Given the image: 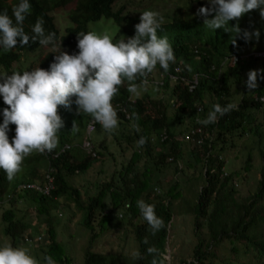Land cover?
Instances as JSON below:
<instances>
[{
  "label": "trees",
  "instance_id": "trees-1",
  "mask_svg": "<svg viewBox=\"0 0 264 264\" xmlns=\"http://www.w3.org/2000/svg\"><path fill=\"white\" fill-rule=\"evenodd\" d=\"M72 1L29 0L31 9L23 24L25 32L31 36L33 34L32 27L36 20L42 17L45 21L44 28L46 32L56 33L55 44L60 40L63 46L71 49L72 55L79 52L77 33L89 32V25L103 17L112 19L119 25L120 32L117 34V38L120 39L123 36L127 39L126 33L130 37L135 35L134 26L136 24L134 25V23H137L138 18L135 20V18L126 16L123 7L118 10L115 9V6L121 0H77L75 8L69 13L71 25L66 29L65 34H62L55 22L53 11L58 7L67 6ZM19 2L20 0H0V12L7 10L9 17L13 19L14 23L15 19L12 15V9ZM255 11L249 16L245 17L243 15L242 21L239 20L243 16L238 20L229 21V25H226L224 29H209L204 26L203 17L188 14L186 21L177 20L173 24L167 25L165 27L166 30L162 28L158 30V36H167L169 43L174 49L175 57L181 62L175 61V63L170 64L169 71L173 70V64H182V74L186 75L189 81L194 80L195 75H198V84L191 91L187 83L166 81L164 83L166 90L161 92L169 90L167 94L170 93L171 100H176L173 106L164 103L161 98L157 100L152 99V90L145 95L146 103L143 100H138L137 104L129 106L131 114L135 112L139 116L138 120L134 117L133 119L137 122L140 129L139 132L136 129L132 130L134 139L129 141V143L132 144L138 141L141 136L146 137L147 142L143 147H139L141 152L137 150L133 152L130 160L132 164L129 163L121 170L116 186L112 182H107L102 186L97 196L91 197L88 203L82 202L79 189H74L70 186L66 178L79 173H86L98 159L88 154L84 157L80 155L76 156L69 151L56 158L46 159L48 164L50 163L54 168V178L50 175L53 178V189L49 194L43 192L44 186L41 183L37 182L42 190L30 187L37 179L36 170H30L29 175L31 179L20 176L17 173L12 181H8L6 173L0 169V210H3V220L6 222L4 230L6 231V235L11 237L12 245L14 247H21L22 244H26L31 250L29 253L35 257L40 255L39 258L42 259L43 255L47 254L52 256L56 264L69 263L70 260L67 257L68 249L65 252L57 241L56 232L50 220V213L59 206L58 199H72L77 209L82 210L85 214V226L88 228L94 226V219L99 214V224L100 227L103 226L104 230L106 227V202L110 199L114 209L125 210L124 207H126L130 212L129 224L137 222L135 225V239L139 245L138 252L141 258H136V262L134 261L135 263L133 264H151L153 256L147 254V247L149 246H155L166 254L167 229L171 221L169 204H166L165 199L160 196L156 194L151 196L147 192L149 177H146L144 180L138 179V176L134 173V166L142 155L153 157V163L157 170L160 169L159 165L166 163L168 155H173V157L177 158L176 160H180L178 159L179 143L175 139L174 127L179 123L184 124L186 120L192 122V127H196L195 118L200 117L201 120L205 119L214 104L225 106L228 103H233L231 89L234 80H237L236 75L240 72L241 65L226 66L223 72L219 74L221 59L224 53L228 51L234 50L240 52L242 46L246 43L243 38L236 36L235 30L232 28L237 24L242 31L253 32L254 30H259V40L262 39L264 35V19L261 18L260 14H257L258 9ZM211 18L213 17L210 16L209 19ZM234 38L236 39L235 46L231 43ZM253 39L247 43L248 47L255 43ZM39 46L38 41L33 42L30 39L28 45L21 47L18 39L15 48L8 51L0 48V68L5 69L6 74L9 75L16 72L15 69H12V64L20 61L21 56L37 49ZM56 55L59 54H47L41 61L40 68L48 70L50 64L54 62ZM186 66H190L192 70L188 71ZM160 70L163 71L162 68ZM259 70H264V59L261 60ZM19 71L22 70L19 69ZM28 71H31V68ZM194 73L196 74L193 76L192 74ZM261 75H264V72L258 74V77ZM138 80L140 82V78ZM127 85L128 81L125 80L119 86L118 94L122 102L129 97L125 91ZM154 91L156 93V90ZM253 92L256 94L254 99H249L244 95L240 105H238V109L220 117L218 122L208 125L198 124L203 128L204 135L207 134V129L210 131V135H213V140L211 141V147L209 146V139L205 138L202 144V147L206 151L205 160L207 161L205 162L206 168L203 172L205 184L199 193L195 209L197 245L193 251L194 259L189 264H215L214 261L209 259V257H215L212 249L227 240L230 242L235 240L240 244H244V253L251 255V259L255 260V262L257 261L258 264H264V214L261 216L262 224L259 225L257 223V211L264 197V150H260L262 163L259 173L258 190L249 201L246 198V203L238 205L235 203L236 191L229 185L234 175L229 173L230 175L228 174L227 178L221 179V169L224 162L217 159L219 155L216 147H214L215 143L220 142L219 148L222 151L227 136L235 130L240 129V127L244 128L245 124L251 119L247 108L253 107L256 110L262 108L264 103L260 102L259 98L264 95V79L260 78V86ZM161 97H163V94ZM72 103L70 108L58 109L59 115L66 114V118H62L64 127L58 133L59 144L65 142L74 144V141L82 140L83 136H80V133L72 134L73 121L81 122V119H83V123L81 122L79 126L82 125L86 129L88 120L90 119L89 114L83 112L78 114L75 100ZM197 105H203L205 109L202 114L203 116H197ZM171 107L176 108V110L173 116H168L167 112L171 110ZM15 127L13 124V137L15 136ZM100 128L102 126L97 123L96 130ZM162 130L167 131L169 138L162 142L156 139L153 141L152 139ZM187 130L189 131V129ZM250 130L261 136L257 125L253 126ZM120 132H123V130ZM115 135V139L117 140L121 136L118 133H115ZM9 140L11 142L10 138ZM156 146H158L157 150ZM210 151V156H206ZM98 155H100V152H98ZM249 162L250 156L247 160V165H249ZM176 168L179 172H182L184 167L180 168L178 161L176 162ZM146 173H148V170H146ZM175 190L174 196L176 197L178 188ZM171 192H173V189L167 190V194H173ZM141 199L147 204L155 205L156 215L164 221L165 228H162L155 235H152L147 221L143 218L137 207L136 202ZM127 202L128 204H126ZM23 208H26L28 211L34 208L39 216V222L45 218L46 228H42V225L37 222L33 224L34 228L30 231V223L18 218V213ZM260 208L264 209V204ZM204 225L208 229L207 239H203L199 233ZM119 227H122V224ZM22 234L23 238L21 237ZM98 235L99 233L94 232L91 239H95ZM145 237L149 240L148 245H145L143 242ZM41 252L42 255L40 254ZM114 259L115 255L94 253L88 249L84 264H114ZM117 261H119L118 256L115 259L116 263ZM180 264L188 263L183 261Z\"/></svg>",
  "mask_w": 264,
  "mask_h": 264
},
{
  "label": "clouds",
  "instance_id": "clouds-1",
  "mask_svg": "<svg viewBox=\"0 0 264 264\" xmlns=\"http://www.w3.org/2000/svg\"><path fill=\"white\" fill-rule=\"evenodd\" d=\"M209 4L211 7H201L196 13L198 17L204 18V26L209 29H224L226 25H229V21L238 20L245 13L256 9L260 10L261 18L264 19V0H209ZM30 9L29 0H20L19 4L12 9L15 23L9 17L7 10L0 12V48L4 51L15 48L18 39L21 47L28 45L30 39L33 42L38 41L40 45L55 46L56 33L46 32L45 21L42 17L36 20L31 36L25 32L23 24L27 15L30 14ZM210 16L213 18L209 19ZM186 19L187 17L174 18L169 24H173L177 20L186 21ZM167 25L163 23V17L158 12L146 10L137 20L134 26L135 35L132 37L125 39L121 36L118 41L113 42V37L107 33L79 32L77 33L78 54L72 55L71 51L69 55L62 51L55 56L54 62L50 64L48 70H44L38 65L31 71L26 69L13 72L10 75H0V169L6 173L8 181H12L20 172L25 157L33 152H39L40 157L44 158L46 166L41 184L45 186L48 177L53 184L54 168L50 163L48 164L46 159L56 158L69 151L74 145H80L88 155L98 159L96 146L89 138L96 130V128L92 131L89 130L92 121L96 122V126L99 123L108 133H112L115 129L119 131L122 128H128L131 123L132 127L124 135L126 140L131 141L134 139L132 130L136 129L139 132L140 129L133 119L134 117L138 120L139 116L135 112L131 114L129 106L137 104L138 100L147 102L145 96L141 99L135 97L140 95L142 88L161 92L166 90L164 86L166 81H179L188 84L193 82L196 76L198 79V75L194 73L192 74L195 75L194 80L189 81L187 76L182 74V64H173V70L169 71L170 64L179 60L175 57L174 49L167 36L161 37L157 34L161 28L166 30ZM232 28L235 30L236 36L243 38L246 43L240 52L231 50L224 53L219 74L226 66L240 64V72L236 75V79L239 80L243 70L248 71L252 67L251 65L264 59V47H262L264 35L259 40V30L242 31L238 24ZM252 39L255 43L248 47L247 43ZM231 43L235 46L236 39L234 38ZM245 52L248 54H243ZM186 67L188 71L192 70L190 66ZM155 68H158L159 71L153 72ZM248 72L246 87L251 91L260 86V78L264 79V75L258 77V74L264 70ZM138 78H140V82ZM125 80L128 81L125 91L129 95L126 99L129 105L126 100L122 102L118 94L119 86ZM263 97L264 95L261 98ZM73 100L77 105L78 114L83 112L90 115L86 126L88 137H85L81 143L59 144L58 133L64 127L62 118H66V114L59 115L58 109L70 108ZM175 102L176 100L170 99V106H173ZM200 108L203 111L198 114ZM237 109L238 105L233 103H228L225 106L214 104L205 119L201 120L199 117V123L203 125L216 123L220 117ZM204 111L203 105L196 106L197 116H203ZM127 115L130 118H127ZM199 123L196 122V127L199 126ZM13 124L16 126L14 137L12 135ZM78 131L79 125L77 121H73L72 132ZM162 132L167 135V138L163 140L166 141L169 138L168 133L165 130L160 133ZM159 134L152 140L160 141ZM203 136L201 144L191 142L203 149L202 144L205 138L210 140V134ZM211 136L213 137L212 134ZM86 141L91 143V151L85 146ZM146 142L147 138L141 136L137 142L136 150L141 152L139 147H143ZM209 146L211 147V142ZM210 154L211 151L206 156L209 157ZM170 157L167 160L174 163L175 157H171V160ZM219 161L224 162V158L222 157V160ZM174 164L176 165V163ZM179 167L183 168L180 161ZM38 177L39 174H37V179ZM30 187L41 189L37 182ZM136 203L141 215L147 221L152 235L165 228L163 219L156 215L155 205L147 204L142 199ZM143 242L148 245V238L145 237ZM147 254L153 256L151 264H166L169 259L155 246L147 247ZM134 256L137 259L141 258L139 252L134 253ZM42 259L43 264H56L51 255L45 254ZM0 264H40V261L30 255L27 248L5 244L0 247Z\"/></svg>",
  "mask_w": 264,
  "mask_h": 264
},
{
  "label": "rangeland",
  "instance_id": "rangeland-1",
  "mask_svg": "<svg viewBox=\"0 0 264 264\" xmlns=\"http://www.w3.org/2000/svg\"><path fill=\"white\" fill-rule=\"evenodd\" d=\"M76 1L73 0L67 6L58 7L53 11L55 22L62 34H65L66 29L71 25L69 13L75 8ZM121 7L124 8L126 16L135 18V20L136 18L140 19L141 13L146 10L156 11L163 17V23L167 25L174 18H184L188 14L197 16L196 13L199 8L211 7V5L209 4V0H121L117 3L115 9L118 10ZM259 11L258 9L257 14H260ZM252 12L256 11L252 10L245 13L244 16H249ZM244 16L239 21H242ZM89 29L97 34H109L113 37V42L119 40L117 34L120 32V27L112 19L103 17L91 23ZM126 36L127 38L130 37L128 33H126ZM262 47H264V43ZM62 51L67 52L69 55L71 53V49L63 46L60 40L55 46L51 44L48 46L40 45L37 49L21 56L20 61L14 62L11 67L16 72L19 69L26 70L31 68V70H34L40 65L47 54H60ZM243 54L248 53L245 52ZM251 66L248 71L259 70L261 61ZM158 71L159 69L155 68L153 72ZM248 71L243 70L239 80H234L231 91L233 94L232 101L236 105H240L244 95L249 99H254L256 95L253 92L256 88L249 91L246 87ZM2 74H6V72L5 69L0 68V75ZM150 91L151 89L146 88L144 90L142 88L140 95L135 97L141 99L145 96L146 92ZM168 91L163 93L156 91L155 93L152 89V99L157 100L161 98L164 103L170 105L169 101L171 97L170 93L167 94ZM162 94L163 97H161ZM263 108L264 105L258 110L253 107L247 108L251 119L245 124L244 128L240 127V129L235 130L227 136L222 151L219 148L221 145L220 142L214 144L218 155L224 158V169L226 173H232L234 175L229 185L236 191L235 203L238 205L246 203V198L249 201L258 190L259 173L262 163L260 150H264ZM170 109L167 114L168 116H173L176 108L171 107ZM81 122L83 123V119H81ZM81 122H77V124L79 125ZM192 125V122L186 120L184 124L179 123L174 127L175 138L179 143L178 159H180L176 160L177 158H175L174 163L178 161L182 163L184 167L182 172H179L176 165L167 159L166 163L159 165L160 169L157 170L153 163V157H147L145 155H142L134 166V173L138 176V179L144 180L146 177H149L147 192L151 196L155 194L160 196L165 199L166 204H169L171 221L167 229L166 255L169 259L166 261V264H180L183 261L189 264L194 259L193 251L197 245L195 209L198 203L199 193L205 184L203 172L206 168L205 162L207 161L205 160V148L200 149V146L194 145L193 142L186 139L187 129L190 131ZM255 125H257L261 136H258L257 133L255 134L250 130ZM131 127L132 124L130 123L128 128H122L119 131L115 129L112 133H108L103 128H100L90 135L89 138H91L96 146V150L100 152L98 161L93 163L86 173H79L66 178L70 186L74 189H79L82 202L88 203L91 197L97 196L102 186L107 182H112L115 186L117 185L121 170L130 163L133 151L137 149L138 141L130 144L124 137L126 131L128 132V129ZM121 130L123 132H120ZM75 133H80L83 139L88 137L87 130L82 125L79 126V131ZM75 133L72 134L75 135ZM115 133L121 135L118 140L115 139ZM206 133L209 135L210 131L207 129ZM82 140L74 141V143H81ZM69 152L82 157L87 154V151L80 145H74ZM168 156L173 157V155ZM249 156L250 162L247 165ZM45 168L44 158L40 157L39 152H33L24 158L19 174L20 176L31 179L29 175L30 170H36V174H39V177L35 182L42 183ZM146 170H148V173H146ZM176 188L178 190L175 197L174 191L176 192ZM169 189H173V192H171L173 194H167V190ZM58 201L59 206L50 213V220L55 229L57 241L65 252L68 249L67 257L70 261L69 263L64 262L62 264H84L88 249L94 253L109 254L110 256L115 255V259L118 256L119 261L116 263L114 259V264H133L136 262L134 253L138 252L139 249L138 242L135 239V225L137 222L129 224L130 212L126 207H124L125 210H116L111 200H107L105 208L106 227L104 230L103 226L100 227L99 224V214L94 219V226L88 228L85 226V214L82 210L77 209L72 199L59 198ZM262 204H264V197L260 203V207ZM260 207L257 211V223L259 225L262 224L261 216L264 214V209ZM2 211L0 210V247L5 244L12 245L11 237L6 235V231L4 230L6 222L3 220ZM18 218L30 223V231L34 228L33 224L37 222L42 225V228H46L45 218L39 222V216L34 208L31 211H28L26 208L21 209L18 213ZM120 224H122V227H119ZM94 232L99 233V235L92 240L91 236ZM199 233L203 239L208 238L206 225L201 228ZM23 234L21 235L22 238ZM243 245L235 240L231 242L229 240L224 241L212 249L215 257H209V259L214 261L215 264H253L255 260L251 259V255L244 253ZM21 247L27 248L31 252L26 244H22ZM40 254L42 255V252ZM32 256L40 261V264H43V259L39 258L40 255L37 257ZM255 264H258V262L256 261Z\"/></svg>",
  "mask_w": 264,
  "mask_h": 264
},
{
  "label": "built area",
  "instance_id": "built-area-1",
  "mask_svg": "<svg viewBox=\"0 0 264 264\" xmlns=\"http://www.w3.org/2000/svg\"><path fill=\"white\" fill-rule=\"evenodd\" d=\"M263 56H264V53H263ZM159 85H162L161 83H158ZM190 85V90H194L196 85L198 84V79H197V76L195 77V80L193 82H189L188 83ZM261 102H264V97L260 99ZM203 109H198V114L202 113ZM127 118H130L129 115H127ZM200 121V118H196V122L199 123ZM96 128V122L95 121H92L90 126H89V130L92 131V130H95ZM204 133H203V128L201 126H198V127H194L187 135H186V138L189 139L190 141H193L194 143L196 144H201L203 142V139H204ZM159 140L160 141H163L167 138V135L165 132H162L159 134L158 136ZM210 142L213 140V137L210 135ZM85 146L88 148L89 151H91L92 149V145L89 141H86L85 142ZM170 160H171V157H170ZM219 160H222V157L219 156ZM222 179L224 178H227L228 177V174L226 173V170L223 168L222 169V175H221ZM53 189V184H51V179L48 177V181L46 183V185L44 186V189H43V192L45 194H49V192ZM42 190V189H40Z\"/></svg>",
  "mask_w": 264,
  "mask_h": 264
}]
</instances>
